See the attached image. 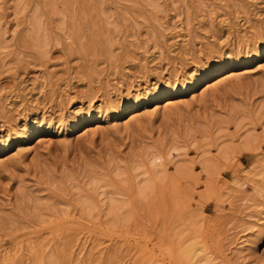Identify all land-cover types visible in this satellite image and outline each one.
Masks as SVG:
<instances>
[{"label": "rangeland", "instance_id": "obj_1", "mask_svg": "<svg viewBox=\"0 0 264 264\" xmlns=\"http://www.w3.org/2000/svg\"><path fill=\"white\" fill-rule=\"evenodd\" d=\"M157 2L0 0V264H183L178 231L205 242L204 264H264V192L254 189H264V179L252 168L264 162V56L240 78L209 76L174 102L147 103L135 118L111 114L212 64L238 59L234 67L243 68L241 58L264 39V0ZM35 16L47 54L29 38ZM81 111L102 119L72 130ZM249 134L256 140L243 144ZM157 147L173 148L156 168L163 176L152 177L155 193L179 198L156 212L158 202L144 209L131 195L139 212L116 223L84 210L80 197L125 198L112 185L96 189L94 177L108 173L124 186L117 168L133 176L138 156ZM242 194L254 202L243 204ZM241 222L248 243L236 253L229 227Z\"/></svg>", "mask_w": 264, "mask_h": 264}, {"label": "bare ground", "instance_id": "obj_2", "mask_svg": "<svg viewBox=\"0 0 264 264\" xmlns=\"http://www.w3.org/2000/svg\"><path fill=\"white\" fill-rule=\"evenodd\" d=\"M146 2L149 5H151L153 8H159V2H157V0L156 1L155 0H146ZM226 3H227V0H223V3L221 5L222 6H227ZM221 9H223V8H221ZM227 19H228L227 17H224V19L222 21L223 22L227 21ZM227 22H229V21H227ZM31 27H32L31 28V32L29 34V38H30L31 42L33 43V45H35L37 48H39L41 51H43L44 54H47L48 50H46V40L44 39L45 38L44 37L45 28H44V25L42 23V20L38 16H35L33 18V20L31 21ZM252 50H253V52H251V53L247 52L241 58L244 61V66L240 70H238L237 68L234 67V65L239 63V62H237L238 59L234 60V61L231 60L232 62L230 63V65L227 64L228 60H230V59H228L225 62H219V63L212 64L211 66L208 67V70L206 71V73H196L195 75L192 76L190 82H188L186 84H182L180 87L171 88L170 86H167V85L166 86H162V87H158L154 91L150 92V94H148L146 97H143V98H140V99H135V100L125 101L121 105L119 111H114L111 114L113 116H116L117 117V118L115 117L116 119H120L121 117L129 116V115H130L129 118H135V116H137V115H139L141 113L142 109L147 108V103L151 102L152 104L153 103L154 104H158V102H160V101H168L166 103L174 102L173 99L180 98L181 95H186L189 92H192L194 89H196L199 85H202L203 83H206L205 82L206 78H208L209 76H212V75L214 77L215 76L216 77H220L221 76L218 80H224V79H228V78H230V79L231 78H240V76L245 75L247 72H249V69L247 68L246 64H248L252 60L253 61H257V60H259L260 58H262L264 56V39L261 40V42L259 44H257V46L252 48ZM230 66L231 67L233 66V68H230V70H228L226 72L223 71V70L226 69V67H230ZM225 73H227V74H225ZM222 75H224V76H222ZM256 106H257V104H256ZM260 106H261L262 110L260 109L259 111H263L264 110V103H263V105H260ZM255 108L256 107H254V109ZM250 110H252V109H250ZM259 115H260V113H259ZM233 116H235V114L232 115V117ZM100 119H102L101 116H96L94 114H87V113H84L83 111H81V112H79L76 115V119L73 121L72 130H75V129L79 128L82 124H85L87 122L89 123V122H91L93 120L94 121L95 120L100 121ZM128 124H129L128 122H125V125H128ZM37 128H39V124L34 123L30 127V131L31 132L35 131V129H37ZM211 133H213V132H211ZM223 134L224 133H222V135ZM254 134H249L242 141V143L243 144H248V143L254 142L256 140V135H254ZM206 136H207V134H206ZM38 137H40L38 141H42V140L46 139V137H44L43 135L38 136ZM228 138H229V136H228ZM211 140H209V141H211ZM22 141H23V139L17 140V142H16L17 146L20 147V148L22 147V144H21ZM205 144H206V142H205ZM235 145H236V143H235ZM171 148H173V147H169L168 149H166V148L165 149H159L158 147L157 148H151V149L143 152L142 154H140L138 156V160L132 166V169L136 171V174H134V175L132 174L133 176L130 175L131 174V172H130L131 168L130 169H127V168L119 169V168H117V170L115 171V175L117 176L118 180L117 179L116 180L124 182V184H125L124 186H125V190H126L125 192H123V191L120 192V190H118V188L119 189L122 188L120 186L121 185L123 186V184L118 186L113 181V180H115V179H113V177L109 179L108 173L103 174L102 176H100V178H97V177L93 178L92 182L94 183V186L96 187V189H99L100 187H105V186L112 185L116 189L115 191L114 190L113 191L115 193L123 195L125 197L124 199L110 195V196H108L107 199H103L101 197L98 200V202H96V203L92 202L91 203V202L86 201L85 198L81 199V197H80V199H79L80 205H82L84 210L87 209L92 214L93 213L94 214L95 213L96 214H99V213L102 214L103 216H105L106 218L111 220V222H113V223H116V222H118L120 220L130 219L136 213L139 212V211L138 212L135 211V205H133L131 203L132 201H129V199H130L129 197L131 195H135L138 198L140 203H142L143 208L148 203L149 204L154 203V205H155V203L158 202L156 204H158L159 207L158 208L155 207V206L154 207L156 208V212H157V210L159 211L162 208L161 206L165 205L166 199L170 197L169 198V200H170L173 197V195L176 196L173 193L177 192V191H174V192L172 191L173 193L172 194L170 193L171 195L169 196L168 193L171 192V191L166 193L164 188H161V189H163L162 191L160 190L161 193L156 194L155 190H154L155 185L152 182V177L153 176H155L156 178H161L163 176L164 171L156 169V168L164 165L163 164V151L166 150V153H169ZM229 150H230L229 147L223 145L222 147L219 148L220 156H222L224 158H227L229 156V154H228ZM200 151H201V148H200ZM209 155H210V153H209ZM211 155L209 157L206 156L205 159H204V168L206 170H208L210 168V166H211V161H212ZM216 156H214V158ZM252 168L255 171H259V172H256L255 174L259 175L260 178L264 179V162H262V163L255 162L253 164ZM129 172H130V174H129ZM126 175H127V177H126ZM105 180L108 181V182H105L106 184H102L101 182L105 181ZM259 185L261 186L262 184H259ZM156 187H157V185H156ZM165 187H166V185H165ZM245 187H246V182H244V181L243 182L241 181L240 184H238V188H240L239 189L240 191L243 190ZM89 188H91V186ZM176 188H177V186H176ZM86 189H88V188H86ZM170 189L171 188H169V190ZM254 189H255V193H258L260 195L264 192V189L259 187L257 184H256V186L254 185ZM98 194H99V192H98ZM178 195H180V194L178 193ZM177 198H179V197H177ZM254 200H255V198H253V197L249 198L246 195L242 194L241 201H242L243 204H246L247 201L248 202H254ZM248 208H249V206L246 207V209H248ZM152 209H154V208H152ZM153 211L154 210H151L149 214L155 213ZM244 212H246V213L243 214V217H246V218L253 217L252 213L247 212V211H244ZM145 213H147V212H145ZM262 213H264V211H262ZM149 214H147V215H149ZM155 215H157V214H155ZM243 219H245V218H243ZM257 220H260V218H257ZM183 223H185V221ZM190 223H192L194 225L193 222H190ZM242 223L243 222L237 223V224H234V225L232 224L233 226L231 225L232 227H229L230 230L232 231V234H233V237H234V238H232L230 240V242H229L230 246L228 247L229 249L232 250V252H236V253L239 252L240 253L241 251H243L242 249H240V247L242 248V246H244V244L248 243L247 239H245L242 236V234H240V231L238 230L241 227ZM185 225L188 226V223L187 224L185 223ZM185 225H184V227H185ZM179 228L177 230H181L182 229V228H180V229ZM188 228H189V226H188ZM192 228L193 229H191V228L190 229L194 230V227H192ZM182 230H184V229H182ZM178 232H179V234H177L178 237L176 238L177 239L176 243H177V246H178V253H179V256H180V260L182 261V263L183 264H204L205 262H207L208 261V258H207L208 251H207V246H206L205 242H203L202 240H198L197 238L193 237L194 236V234L192 236L193 232L190 234L192 237L189 236L188 233L184 234V233H180L181 231H178ZM234 232H235V234H234ZM175 233H177V232H175ZM173 235H174V233H173ZM52 264H56V261L52 260Z\"/></svg>", "mask_w": 264, "mask_h": 264}]
</instances>
